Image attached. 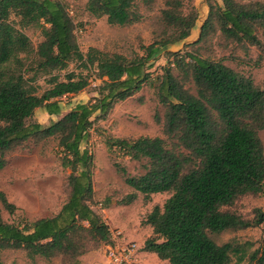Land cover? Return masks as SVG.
Here are the masks:
<instances>
[{"label":"trees","instance_id":"trees-1","mask_svg":"<svg viewBox=\"0 0 264 264\" xmlns=\"http://www.w3.org/2000/svg\"><path fill=\"white\" fill-rule=\"evenodd\" d=\"M185 1L165 0L161 40L144 47V55L129 60L95 48L84 54L75 35V22L58 0H0V171L7 165L8 153L49 139L58 141L64 152L63 167L71 171L67 201L57 215L21 228L5 222L0 209V264L1 253L7 249L23 250L31 259L61 258L62 264H79L82 256L112 243L109 226L93 209V156L81 147L97 121L106 120L117 103L133 97L148 83L151 63L162 49L191 35L197 13L186 14ZM221 1L223 6L209 0V17L197 45L220 33L227 43L260 48L264 0ZM86 10L95 18L106 17L111 26L126 27L142 19L135 0H88ZM12 16L19 19L17 25ZM19 27H41L44 38L34 49ZM30 54L44 71H64L73 61L86 69L95 68L103 80L97 90L99 97L42 127L34 121L36 110L60 115L59 99L83 92L89 82L71 73L67 81L55 78L52 87L39 95L25 78L22 55ZM171 65L177 67L180 78ZM170 66L163 70L157 88L158 101L166 108L162 122L165 138L109 142L111 148H119L133 160L147 161L144 175L126 178L135 192L123 203H134L138 193L145 202L155 194L169 195L162 207L155 205L142 221L153 229L144 250L161 261L231 264L233 245H219L211 235L264 223L262 210L257 211L254 222L224 211L242 196L264 193V145L260 138L264 90L222 60L195 53L175 55ZM156 121L161 122L158 117ZM121 171L126 174L125 169ZM0 203L9 213L14 212L15 206L3 192ZM244 259L241 254L238 262ZM251 260L264 264V240Z\"/></svg>","mask_w":264,"mask_h":264},{"label":"rangeland","instance_id":"rangeland-1","mask_svg":"<svg viewBox=\"0 0 264 264\" xmlns=\"http://www.w3.org/2000/svg\"><path fill=\"white\" fill-rule=\"evenodd\" d=\"M58 1L64 4L75 22V35L84 54L95 48L108 55L120 54L132 60L144 55V47L158 42L163 36L161 12L165 8V0H135V8L142 19L126 27L111 26L106 17L95 18L90 15L86 10L88 0ZM213 2L222 5L221 0ZM192 11L197 13V21L190 39L178 44L170 43L163 48L157 59L151 63V77L148 83L133 97L117 103L106 120L97 121L81 147L82 150L87 149L94 160L92 173L96 204L93 209L100 214L110 204L125 206L105 211L104 217L110 215L113 218L112 223L122 226L126 235L135 240L130 242L137 245L141 243L143 236L141 231L135 230L137 212H140L138 218L143 221L155 205L162 207L169 195L156 194L150 203L145 202L141 195L134 205L126 206L123 202L128 200V195L135 192L126 184V178L144 175L147 161H135L119 148H111L109 142L115 139L132 141L141 137L165 138L162 122L166 108L158 101L157 88L163 70L170 66L175 55L190 52L205 59L222 60L225 65L251 78L264 90V35H259L262 42L260 48L227 43L220 33L209 36L205 42L197 45L193 40L198 35V21L209 17V0H186L184 12L189 14ZM11 20L16 25L19 23L15 16H12ZM21 30L30 38L34 49L44 38L41 27ZM22 57L26 63L25 78L31 86L38 89L39 95L52 87L55 78L61 82L67 81V76L71 73L82 75L89 82L88 88L83 92L59 99L62 108L60 115L51 116L45 109L36 110L34 121H38L42 127H48L58 121L79 104L91 103L99 97L97 90L103 85V80L98 77L95 68L86 69L80 62L73 61L64 71H44L38 68L33 54ZM170 68L175 76L181 77L177 67L171 65ZM187 87L194 90L191 84ZM157 117L160 118V123H157ZM260 138L264 145V130L260 132ZM63 157L64 152L55 139L44 140L38 144L30 142L6 155L7 165L0 171V192L15 206V210L9 213L0 203L5 222L23 228L28 222L53 217L60 212L67 201V178L71 173L63 167ZM121 169H125L126 174H123ZM258 210L264 211V193L242 196L232 207L224 209L249 222H254ZM211 236L219 245H233L235 251L231 264H255L251 255L259 249L264 240V223ZM241 254H244L245 259L238 262ZM1 259L3 264H62L61 258L31 259L25 251L15 249L2 251ZM159 264L170 263L159 260Z\"/></svg>","mask_w":264,"mask_h":264},{"label":"crops","instance_id":"crops-1","mask_svg":"<svg viewBox=\"0 0 264 264\" xmlns=\"http://www.w3.org/2000/svg\"><path fill=\"white\" fill-rule=\"evenodd\" d=\"M61 110H62V108H61ZM52 116H56V115H52ZM141 195L142 194L138 193V199H139V196H141ZM155 195H152L151 197H153ZM138 199L134 203L129 204V206L134 205L138 201ZM143 199H144V196H143ZM150 202L151 201H149L147 203H150ZM124 207H118V205H116V204H113V205L110 204L107 209L102 210V212L100 213V215L104 219L105 223L109 226V229H110V233H111L112 238L114 236V232L116 230H119L123 234V237H122L123 238V240H122L123 242H130V241H133L134 242L135 240L133 238H130L129 236L126 235V233L123 230L122 226H117V225H115V224L112 223L113 222V218L110 215H106L104 217V212L105 211H108V210L111 211L114 208L120 209V208H124ZM106 214H107V212H106ZM121 216H123V214ZM138 216L140 217V212H137V216H136V219L137 220H136L135 230L138 229L139 231H141L143 233V236H142L141 243L139 245H137L138 248H139V252L137 253V264H159V260L160 259L157 257L156 254L151 253V252H146L144 250L145 241L149 237L152 236L153 229L149 225H143L141 219H139ZM79 264H107V259L105 257V246H102L100 249L95 250V251H93L91 253H88V254L82 256L79 259Z\"/></svg>","mask_w":264,"mask_h":264},{"label":"built area","instance_id":"built-area-1","mask_svg":"<svg viewBox=\"0 0 264 264\" xmlns=\"http://www.w3.org/2000/svg\"><path fill=\"white\" fill-rule=\"evenodd\" d=\"M122 237V232L116 230L112 243L105 245L107 264H137V253L139 251L137 244L123 242Z\"/></svg>","mask_w":264,"mask_h":264},{"label":"water","instance_id":"water-1","mask_svg":"<svg viewBox=\"0 0 264 264\" xmlns=\"http://www.w3.org/2000/svg\"><path fill=\"white\" fill-rule=\"evenodd\" d=\"M222 2V1H221ZM220 5V4H219ZM220 6H223V3H222V5H220ZM202 11V10H201ZM208 19V18H207ZM207 19L205 18L204 20H202V21H198L199 22V26H198V35H197V38L196 39H194L193 40V43H196V42H198L199 41V39H200V36H201V32H202V28H203V26H204V24H205V22L207 21ZM197 21V20H196ZM196 25V24H195ZM195 28V27H194ZM193 28V29H194ZM192 29V30H193ZM192 32V31H191ZM190 37H191V35L187 38V39H185V40H183V41H181V42H184V41H186V40H189L190 39ZM181 42H178V43H181ZM177 43V44H178Z\"/></svg>","mask_w":264,"mask_h":264}]
</instances>
